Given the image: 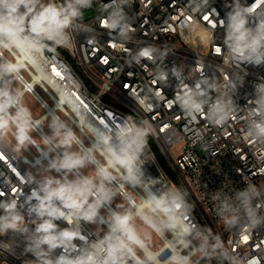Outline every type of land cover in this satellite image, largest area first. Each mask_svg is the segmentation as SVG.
Wrapping results in <instances>:
<instances>
[{"label": "clouds", "instance_id": "1", "mask_svg": "<svg viewBox=\"0 0 264 264\" xmlns=\"http://www.w3.org/2000/svg\"><path fill=\"white\" fill-rule=\"evenodd\" d=\"M209 2L191 0V9L202 12ZM94 3L101 26L113 40L121 47L131 42L133 17L125 11L131 7L129 0H0V145L11 133L15 151L35 147L38 153L24 176L30 191L21 193L22 200L0 199V236L11 233L19 238L15 245L0 241V249L15 255L22 244V255L33 257L23 264H201L212 260L217 264H253L255 260L226 246L220 234L194 222L183 190L165 185L154 190L161 181L146 178V161L142 159L154 132L148 120L137 123L125 118L114 127L103 120H86L78 134L53 112L48 132L40 136L42 147L36 143L33 134L42 121L34 119L24 102L34 86L21 74L29 64L42 66L48 59L45 53L69 47L74 32L95 39L91 35L94 30L82 24L84 10ZM261 4L264 0L247 6L242 0H232L220 20L223 49L237 68L264 65ZM4 52L13 59L4 57ZM170 52L167 47L142 46L128 50L125 64L142 67V61L153 63V82L165 87L174 78L175 95L168 103L178 106L185 118L198 121L204 117L213 127L235 119L239 107L233 97L246 73L221 85L203 71L198 74L194 67L187 73L182 64L168 69L164 61ZM188 80L192 82L186 83ZM253 87L254 99L249 100L251 106L242 119L245 136L259 146L264 145V78ZM162 93V88L145 86L139 92L133 88L130 96L141 111L151 112L164 99ZM86 137L90 144H85ZM259 171L264 174V168ZM245 181L243 190L212 194L216 215L226 229L243 226L250 232L264 227V185ZM126 188L133 194L125 192ZM118 197L121 202L114 203ZM85 226H92L87 234ZM152 233L164 242L156 250Z\"/></svg>", "mask_w": 264, "mask_h": 264}, {"label": "built area", "instance_id": "2", "mask_svg": "<svg viewBox=\"0 0 264 264\" xmlns=\"http://www.w3.org/2000/svg\"><path fill=\"white\" fill-rule=\"evenodd\" d=\"M242 2L247 6L254 0ZM129 3L131 7L125 11L133 17V38L124 47L101 26L94 3L84 10L82 24L94 30L91 35L95 39H89L88 33L74 32L69 47L45 53L48 59L42 66L34 68L29 64L22 72L23 79L34 86L26 95H31L43 110L39 116L32 113L34 119L42 121L38 132L33 134L36 143L42 147L40 136L48 132L45 124L53 112L69 122L78 134L86 120L93 123L103 120L113 127L125 118L137 123L148 120L154 132L148 137L142 159L146 161V178L161 181L154 190L163 185L183 190L192 206L194 222L213 234H220L226 246L239 256L264 264V227L250 232L243 226L226 229L216 215L217 202L211 198L220 190L229 194L243 190L247 179L258 187L264 185V174L259 171L264 168V145L258 146L245 136L246 122L242 119L251 106L249 100L254 99V84L264 78V65L242 64L237 68L223 49V29L219 23L230 10L226 5L232 0H210L207 8L199 13L192 11L191 0H129ZM86 13L89 15L85 16ZM147 45L172 50L164 61L168 69L182 64L187 73L194 67L198 74L203 71L221 85L246 73L243 85L237 87L233 97L239 107L237 117L222 127L209 125L204 117H198V121L185 118L178 106L168 103L175 95L174 78L165 87L153 82V63L142 61V67L125 64L128 50L136 51ZM217 47L221 49L219 52ZM3 55L13 59L8 52ZM145 86L162 88L163 92L164 99L151 112L141 111L130 96L133 88L139 92ZM90 142L86 137L85 144ZM14 144L10 133L0 145V199L19 197L22 200L21 193L30 191L24 176L38 156L37 149L30 147L17 152ZM124 191L133 194L131 189ZM136 191L140 193L139 189ZM90 227L85 226V234ZM0 241L15 245L19 238L9 233L0 236ZM163 244L156 236L153 250ZM22 249L21 244L15 249V255L0 249V264H23L25 259L33 258L30 254L22 255ZM201 264H217V261H201Z\"/></svg>", "mask_w": 264, "mask_h": 264}, {"label": "rangeland", "instance_id": "3", "mask_svg": "<svg viewBox=\"0 0 264 264\" xmlns=\"http://www.w3.org/2000/svg\"><path fill=\"white\" fill-rule=\"evenodd\" d=\"M89 13H86L85 16H88ZM24 102L27 104V106L29 108H31L32 110V113L36 116H39L43 113V110L39 107V105L37 104V102L35 101V99L31 96V95H26L24 97ZM47 124H48V120L46 121V124H45V127L47 129ZM48 131V129H47ZM118 202H121V198L118 197L117 198V201L114 202V203H118ZM139 224V221L137 222ZM146 231H150V230H147L145 229ZM152 235V242H154L156 240V236L154 233L151 234Z\"/></svg>", "mask_w": 264, "mask_h": 264}, {"label": "snow or ice", "instance_id": "4", "mask_svg": "<svg viewBox=\"0 0 264 264\" xmlns=\"http://www.w3.org/2000/svg\"><path fill=\"white\" fill-rule=\"evenodd\" d=\"M253 264H256V262H255V261H253Z\"/></svg>", "mask_w": 264, "mask_h": 264}]
</instances>
